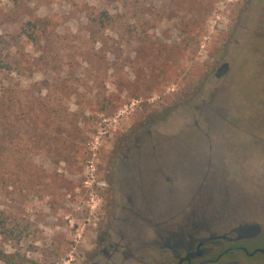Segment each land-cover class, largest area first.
<instances>
[{
	"label": "rangeland",
	"instance_id": "374dc122",
	"mask_svg": "<svg viewBox=\"0 0 264 264\" xmlns=\"http://www.w3.org/2000/svg\"><path fill=\"white\" fill-rule=\"evenodd\" d=\"M0 144V264H160V222H242L264 0H0Z\"/></svg>",
	"mask_w": 264,
	"mask_h": 264
},
{
	"label": "flooded vegetation",
	"instance_id": "af4514ba",
	"mask_svg": "<svg viewBox=\"0 0 264 264\" xmlns=\"http://www.w3.org/2000/svg\"><path fill=\"white\" fill-rule=\"evenodd\" d=\"M259 193V196H246L243 205L246 218L237 224H224L220 216L209 217L205 225L191 222L189 227L179 226V229L169 223L166 226L167 221L160 222L161 227L157 224L163 230L159 236L165 247L160 254V264H248L246 259L255 254L260 255L258 264H264V190ZM122 236L124 242L114 243L108 257L117 253L121 246L128 249V258L139 252L144 254V249L138 252L126 242V235ZM139 239H142V233L137 231L127 240L138 242ZM108 245L112 246V243ZM125 251L120 252L125 254Z\"/></svg>",
	"mask_w": 264,
	"mask_h": 264
},
{
	"label": "trees",
	"instance_id": "16d2710c",
	"mask_svg": "<svg viewBox=\"0 0 264 264\" xmlns=\"http://www.w3.org/2000/svg\"><path fill=\"white\" fill-rule=\"evenodd\" d=\"M13 113H15V112H13ZM15 115L18 116V114H16V113H15ZM18 119H19V117H18ZM5 150L7 151V149L4 147V144H0V152L5 151Z\"/></svg>",
	"mask_w": 264,
	"mask_h": 264
}]
</instances>
